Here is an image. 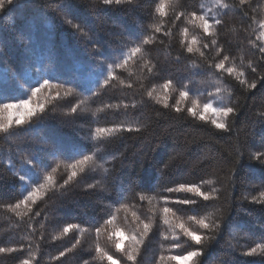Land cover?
I'll return each instance as SVG.
<instances>
[{
  "label": "trees",
  "instance_id": "16d2710c",
  "mask_svg": "<svg viewBox=\"0 0 264 264\" xmlns=\"http://www.w3.org/2000/svg\"><path fill=\"white\" fill-rule=\"evenodd\" d=\"M160 3L14 0L0 11V84L14 89L0 105L30 96L45 78L53 85L34 98L43 113L0 133V249H7L0 264H111L97 246L132 264L108 237L122 229L127 249V234H139L141 222L151 231L136 264H176L168 257L193 249L202 255L191 264H264V204L252 202L264 199V0H217L222 7L213 11L206 0H167L163 16ZM193 12L221 23L204 33ZM220 62L236 72L209 67ZM194 103L198 112L205 103L232 107L227 130L207 113L193 116ZM84 155L93 159L61 187L68 165ZM28 159L41 165L39 177ZM48 173L55 184L16 208L27 194L19 175L44 183ZM181 185H198L211 199ZM165 207L173 224L205 237L201 245L164 223ZM112 216L114 225H105ZM193 216L219 229H202ZM69 225L76 227L65 232ZM97 227L106 231L97 236Z\"/></svg>",
  "mask_w": 264,
  "mask_h": 264
},
{
  "label": "snow or ice",
  "instance_id": "6c2138e0",
  "mask_svg": "<svg viewBox=\"0 0 264 264\" xmlns=\"http://www.w3.org/2000/svg\"><path fill=\"white\" fill-rule=\"evenodd\" d=\"M243 3L244 0H241ZM103 3L105 5L111 6L113 4L120 5L122 3L132 4L133 0H103ZM14 0H0V11H2L5 8V5H13ZM167 5V0H161L160 6L156 9L161 16L165 14L164 9ZM191 16L193 18V22L199 21L198 27L203 30L204 33H209L210 28L212 27V24H220V20H215L213 22H210L209 19H207L203 15H197L195 12L191 13ZM261 28L264 29V24H261ZM159 31V29H157ZM188 29H184V34L187 36ZM264 35V33H262ZM259 39V37L257 38ZM144 43H148V41H144ZM197 42L195 39L191 41L190 44H186V51L188 53H193L196 51V49L193 47ZM140 47H134L132 49V53L140 52ZM260 51L264 52V44L260 45ZM201 56L204 55L203 52L200 53ZM179 59V57H177ZM228 57L225 56L223 58L224 61H227ZM124 63H127V61H124ZM121 67H123V64H121ZM209 67H212L214 69H219L223 71H227L229 75H232L236 72V69L234 67H225L224 62L216 63L215 65H211ZM241 76H243V73H239L237 76V79H239ZM18 79V77H17ZM105 83H107V80H105ZM171 81L169 80L164 84V88H169L171 86ZM53 85L50 82V78L43 79L42 83H39L37 86L31 87V95L19 99L16 103H9L5 102L2 105H0V133H7L9 129L13 127V125H21L27 120L31 119L33 116L37 115V113H43L44 107L43 105L37 104L36 98L38 94L42 90H47L51 88ZM61 83L57 82L56 87H60ZM250 88H255L256 84L252 83L249 85ZM14 89L11 87V85L4 83L0 84V96H11ZM71 93V89H69L68 92L65 93V95H69ZM59 95V94H57ZM151 95V93H149ZM182 98L188 97V91L181 92ZM31 105H35L34 107H30ZM165 107H167V104H165ZM198 105L193 104L192 108L190 109L191 114L193 116H199L201 120L204 119L203 113H207L209 111L212 112V115L214 117H218L219 120H213V123H215L217 128H226V124L222 122L224 118L228 117L231 113H233L234 109L232 107L223 106V107H216L213 108V106L210 103H205L203 105L202 112L197 111ZM177 111H180L179 108L176 109ZM73 113L77 111V109L74 107L71 109ZM108 129L103 128H97L96 132L97 135H99L102 132H108ZM93 159L92 156L84 155L82 159H78L75 163H72L68 165V167L71 169V174L67 177L66 180L63 181V184L61 187L66 186L72 179L77 175V170L84 171L85 166ZM256 159L260 160L261 157L257 156ZM262 163H264V160H261ZM26 166H30L31 172L35 174L36 177H39L40 172L39 169L41 168V165L36 162L35 160L28 159L24 161ZM19 180L21 182H24V184L27 185V194L24 196V198L15 205L16 208L20 207H27L30 202H35L36 198L41 194L42 191H44L49 185H54L55 181L53 178V175L51 173H48L47 175L43 176L44 183H41L39 179L33 178V176H25L23 174L19 175ZM28 180H32V184L35 185L33 187L31 184H28ZM94 187V185H93ZM180 191L188 192L194 194L196 197H202L204 201H209L211 199V195L209 193H206L201 190V188L198 185H191V186H180ZM168 192H176L177 189L175 187L168 188ZM261 197H264V191L261 192ZM143 199V197H140ZM180 204H195L197 203L196 200L193 199H181L177 201ZM253 203H261L264 204V199H253ZM170 211L168 207L164 208L165 213V219L164 223L168 224L174 228H178L180 232L183 234L184 237H187L189 241H192L196 245H201L205 237L202 234H197L195 231L189 230V228L185 227V225L179 221L173 224L168 218L167 213ZM135 216V213H133ZM138 219V218H137ZM192 220H194L197 224L200 225L202 229L209 230V231H215L216 229H219V225H215V228H213L212 225L207 223L204 219H196L195 216L191 217ZM116 220L115 216H112L109 219L105 220V225H114V222ZM142 223V231L137 233H129L127 234V239L129 242V246L126 249L124 245V241L121 238L122 229L117 227H112L111 234L109 235V239L113 241L115 250L118 253H123V256L126 257L127 261H131L132 264H136L137 254L139 253V249L143 245L144 239L147 237L148 233L151 231V224L150 223ZM76 227V225H69L68 228H65L64 231L68 232L71 228ZM106 231V228L97 227L96 228V235L99 236L101 232ZM207 239L211 240L213 237L209 236ZM177 248L181 247V243H177L175 245ZM262 250H264V245L260 246ZM0 251H7V249H0ZM15 251V249H13ZM96 251L100 254L101 258H106L107 261L111 262V264H119L118 259H114V256L112 254H109V252L105 251L104 249L97 246ZM253 251H255L253 249ZM248 255H252V252L247 253ZM63 255V253H61ZM202 255V251L198 249L188 250L187 254L185 255L184 252H180L177 255H173L168 257V259L172 261H189L194 257H199ZM161 260L164 259L163 256L160 258ZM24 264H29V261L25 260Z\"/></svg>",
  "mask_w": 264,
  "mask_h": 264
},
{
  "label": "rangeland",
  "instance_id": "374dc122",
  "mask_svg": "<svg viewBox=\"0 0 264 264\" xmlns=\"http://www.w3.org/2000/svg\"><path fill=\"white\" fill-rule=\"evenodd\" d=\"M206 4H208V7H207V9L209 10V11H213L214 9H219L220 7H222V6H218V4H217V0H206ZM213 106V108H216L217 106H215V105H212ZM207 114L209 115V116H211L212 117V119L213 120H219V118L218 117H214L213 115H212V112L211 111H209V112H207ZM192 260H193V258L191 259V260H189V261H179V262H177V261H174L176 264H191V262H192Z\"/></svg>",
  "mask_w": 264,
  "mask_h": 264
}]
</instances>
